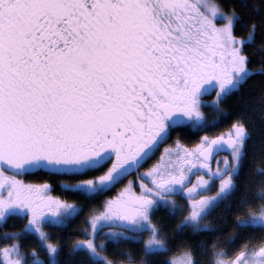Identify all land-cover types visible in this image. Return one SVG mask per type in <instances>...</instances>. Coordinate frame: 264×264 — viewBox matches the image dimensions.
<instances>
[{
  "label": "snow or ice",
  "instance_id": "6c2138e0",
  "mask_svg": "<svg viewBox=\"0 0 264 264\" xmlns=\"http://www.w3.org/2000/svg\"><path fill=\"white\" fill-rule=\"evenodd\" d=\"M258 26L264 0H0V228L23 222L0 232V264H264V186L251 194L240 180L251 120L166 144L179 127L221 124L226 102L264 76V40L258 67L246 51ZM222 204L235 217L225 240L173 243L153 219L163 207L182 217L175 231L214 233L206 218ZM85 209L67 239L45 231ZM122 243L124 259L110 258Z\"/></svg>",
  "mask_w": 264,
  "mask_h": 264
},
{
  "label": "trees",
  "instance_id": "16d2710c",
  "mask_svg": "<svg viewBox=\"0 0 264 264\" xmlns=\"http://www.w3.org/2000/svg\"><path fill=\"white\" fill-rule=\"evenodd\" d=\"M244 2L251 5L258 4L261 2V0H232V3L236 5L238 10L240 9L241 3ZM243 31L244 29L238 26L237 34H243ZM262 40H264V30H262L258 26L256 32V45L246 48V51L251 54L249 67L254 68L258 67L259 65L260 52L258 48L255 52H253V48L258 46ZM262 87H264V76H253L248 81V84L242 88L239 94L233 96L226 102L225 107L228 109V118L214 128L205 129L204 131L199 132L184 127H179L175 130V133L178 136L177 138L180 141H183L187 144H192L199 140L200 136H202L205 131L210 136L218 134L220 131L228 128L233 120L238 119L241 113H244L247 118L251 120V137L248 140V155L246 157L245 164L240 172V180L243 181L245 178L250 180L251 185L249 188V192L251 194H254L259 190L260 187L264 186V184L261 183V181H264V177L256 174V170L258 167H264V156H261L262 148H264V145H262V141H264V111H262L260 108ZM204 115L209 121L213 120L216 117V113L211 107L205 109ZM44 178L45 177L39 174L36 176L25 177L26 180H31L34 182H40ZM53 192L56 195H67L69 199L73 198L71 193H62L61 189L55 184H53ZM237 195H239V193H237ZM86 214L87 209H85V213H82L80 217L68 224L66 228L48 227L46 229L48 232L52 233L54 237L59 235L60 237L67 239L69 233L76 232L80 227L83 226L82 222L84 215ZM181 218L182 217L179 216H170L167 209L164 208L157 209V211L153 214L154 221L158 220L163 224L165 233L168 235L169 240L173 243L179 242L185 238L193 241H199L202 238L211 239L214 236L219 237L220 240H225L233 231L235 217L234 213L226 209L222 204L209 217L206 218V221L210 222L217 229V231L214 233L204 232L195 236L191 234L190 230H185L183 233L175 231L174 226L179 223V220ZM22 223L23 222L18 219H9L7 224H5L3 228H0V232L19 230L22 227ZM13 225H15V228L12 227ZM74 238L75 237H73V239ZM26 240L27 241L25 242V244L34 246V239L30 235ZM240 242L242 243V241ZM130 247L132 246L127 243L110 245L108 249V255L113 259L123 260L124 257L121 256L120 253L123 251H127ZM220 247H224V245L221 244ZM183 250L184 248L177 243V246L173 248V251L166 254L167 258L170 255L180 254ZM66 254L67 249L65 248V251L62 253V259H71L67 257Z\"/></svg>",
  "mask_w": 264,
  "mask_h": 264
},
{
  "label": "rangeland",
  "instance_id": "374dc122",
  "mask_svg": "<svg viewBox=\"0 0 264 264\" xmlns=\"http://www.w3.org/2000/svg\"><path fill=\"white\" fill-rule=\"evenodd\" d=\"M211 99V97L209 98L208 97V99L206 98L205 100H210ZM204 135V134H203ZM200 139V138H199ZM182 144H184L186 147H188V148H191L194 144H196V143H198L199 142V140H197L196 142H194L193 144H187V143H185V142H183V141H180ZM219 156H224V154H222V155H219ZM213 167H215V161H213ZM193 179H195L194 177H193ZM115 191V190H114ZM213 191H215V189H213ZM52 195H56L53 191H52V193H51ZM209 194H211V193H209ZM174 199H177V201L179 202V203H183V201L182 200H180L178 197H175ZM161 208H163V207H161ZM165 209V208H164ZM46 228H48V227H46ZM45 228V231H47V229ZM48 232V231H47ZM27 240H25L24 242H26ZM0 244H2V241L0 240ZM180 256V254H176V255H170L168 258L170 259V258H173V257H179Z\"/></svg>",
  "mask_w": 264,
  "mask_h": 264
},
{
  "label": "flooded vegetation",
  "instance_id": "af4514ba",
  "mask_svg": "<svg viewBox=\"0 0 264 264\" xmlns=\"http://www.w3.org/2000/svg\"><path fill=\"white\" fill-rule=\"evenodd\" d=\"M212 95H214V93L212 94ZM208 97L210 98V96H206V97H204V99H208ZM206 108H208V107H206ZM206 108H204V109H202V111L205 113V109ZM178 136L176 135V133H175V131L172 133V136H171V138H170V140L169 141H167L166 142V144H173L174 143V141L175 140H177L178 138H177ZM193 144V143H192ZM166 145H161V148H163V147H165ZM228 154V153H227ZM227 154H224V155H227ZM156 156L158 157L159 156V153H157L156 154ZM154 159H155V157H154ZM151 163V162H150ZM145 167H148V165H145Z\"/></svg>",
  "mask_w": 264,
  "mask_h": 264
},
{
  "label": "water",
  "instance_id": "95a60500",
  "mask_svg": "<svg viewBox=\"0 0 264 264\" xmlns=\"http://www.w3.org/2000/svg\"><path fill=\"white\" fill-rule=\"evenodd\" d=\"M222 154H227V152H222V153H219L218 155H222Z\"/></svg>",
  "mask_w": 264,
  "mask_h": 264
}]
</instances>
